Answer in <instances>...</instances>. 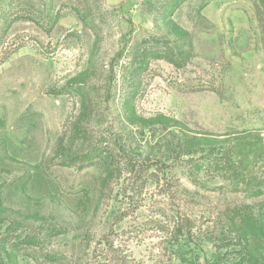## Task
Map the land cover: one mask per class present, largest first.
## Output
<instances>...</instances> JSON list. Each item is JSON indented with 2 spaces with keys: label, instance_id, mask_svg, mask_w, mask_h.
Segmentation results:
<instances>
[{
  "label": "rangeland",
  "instance_id": "rangeland-1",
  "mask_svg": "<svg viewBox=\"0 0 264 264\" xmlns=\"http://www.w3.org/2000/svg\"><path fill=\"white\" fill-rule=\"evenodd\" d=\"M29 5L0 44V264H264V154L235 148L264 144V0Z\"/></svg>",
  "mask_w": 264,
  "mask_h": 264
},
{
  "label": "trees",
  "instance_id": "trees-1",
  "mask_svg": "<svg viewBox=\"0 0 264 264\" xmlns=\"http://www.w3.org/2000/svg\"><path fill=\"white\" fill-rule=\"evenodd\" d=\"M23 1H26V0H3V8L0 10V44H1L2 39L4 41L7 31L10 29L13 23L21 19L26 20V21H33V19L37 17L36 15L34 16L35 12L30 7V5L32 6L30 2H27L30 5L24 14H17L11 11L12 7H17V8L21 7ZM157 57L160 59H166V61L169 62L170 64L176 65L175 60H173L172 58H167L166 54L162 55V53L159 52ZM235 148H236L239 163L240 162L242 163L244 159H248V157L251 155H252L251 158L254 157L255 153H259L260 155V152L262 151V153L264 154V144H259V143L257 144H251V143L238 144L235 146ZM99 156H100L99 151H96V150L90 153L81 155L76 160V162L78 163V168L83 169V168H86L92 165L93 163L96 162V160H98ZM248 163L249 161H247V164ZM13 227H15V229H13ZM18 227H25V226H22L21 224L14 223V222L11 223L7 227V231H6L7 234L15 231L16 228ZM39 243L40 242H36V244L34 245L39 246L38 245Z\"/></svg>",
  "mask_w": 264,
  "mask_h": 264
}]
</instances>
